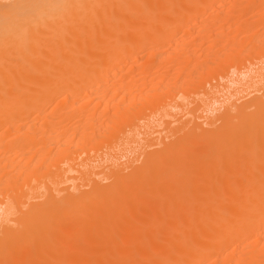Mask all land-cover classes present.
<instances>
[{
	"label": "bare ground",
	"instance_id": "bare-ground-1",
	"mask_svg": "<svg viewBox=\"0 0 264 264\" xmlns=\"http://www.w3.org/2000/svg\"><path fill=\"white\" fill-rule=\"evenodd\" d=\"M0 264H264V0H0Z\"/></svg>",
	"mask_w": 264,
	"mask_h": 264
}]
</instances>
